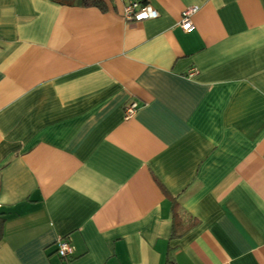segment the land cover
Segmentation results:
<instances>
[{
    "label": "crops",
    "instance_id": "0c3cea01",
    "mask_svg": "<svg viewBox=\"0 0 264 264\" xmlns=\"http://www.w3.org/2000/svg\"><path fill=\"white\" fill-rule=\"evenodd\" d=\"M99 1L0 0V264H264V0Z\"/></svg>",
    "mask_w": 264,
    "mask_h": 264
},
{
    "label": "built area",
    "instance_id": "2783aa9c",
    "mask_svg": "<svg viewBox=\"0 0 264 264\" xmlns=\"http://www.w3.org/2000/svg\"><path fill=\"white\" fill-rule=\"evenodd\" d=\"M198 9H191L186 11L182 15V21L180 23V27L184 33H191L194 30L192 19L197 14ZM157 15L152 12L149 8L140 9V5L138 2H132L125 8L124 11V19L128 23H135V22H142L147 20L156 19ZM136 112L135 106L127 107L124 115L125 119H131ZM58 256L62 261L73 260L76 258V251L75 249L66 244V243H59L58 245Z\"/></svg>",
    "mask_w": 264,
    "mask_h": 264
},
{
    "label": "trees",
    "instance_id": "16d2710c",
    "mask_svg": "<svg viewBox=\"0 0 264 264\" xmlns=\"http://www.w3.org/2000/svg\"><path fill=\"white\" fill-rule=\"evenodd\" d=\"M52 1H55L57 2L58 4L60 5H77V6H83V7H95V8H98V9H102L103 7V4L99 1V0H52ZM133 2V1H131ZM134 2H140L138 0H134ZM140 5H144L143 2H140ZM174 209H175V206H174ZM176 215V214H175ZM174 215V216H175ZM176 223L179 222L178 224L181 226L183 224L182 221H175ZM195 225L196 223H192V225ZM189 228H187V231L184 232V233H181L180 235H176V229L174 228L173 229V237L175 238L176 236L178 238H182L183 236H185L186 234H188L189 232H191L194 228V225ZM175 226V224H174ZM176 227V226H175ZM58 251V250H57ZM58 253V252H57ZM69 261L71 260H67V261H63L64 263H68ZM173 262L170 260L167 264H172Z\"/></svg>",
    "mask_w": 264,
    "mask_h": 264
}]
</instances>
